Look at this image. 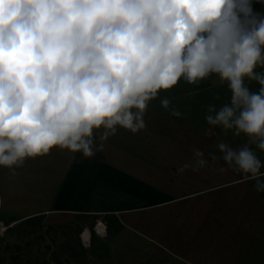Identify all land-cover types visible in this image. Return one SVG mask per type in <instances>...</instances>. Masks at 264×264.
<instances>
[{"label": "clouds", "instance_id": "9594fccd", "mask_svg": "<svg viewBox=\"0 0 264 264\" xmlns=\"http://www.w3.org/2000/svg\"><path fill=\"white\" fill-rule=\"evenodd\" d=\"M257 66L264 67V15L252 0H0V167L53 148L91 158L102 148L94 130H104L101 140L117 126L135 134L161 90L212 74L232 95L219 110L207 106V123L258 138L264 151ZM245 78L261 85L258 93ZM217 147L222 157L194 149L178 172L222 159L264 192L262 164L249 147Z\"/></svg>", "mask_w": 264, "mask_h": 264}, {"label": "rangeland", "instance_id": "374dc122", "mask_svg": "<svg viewBox=\"0 0 264 264\" xmlns=\"http://www.w3.org/2000/svg\"><path fill=\"white\" fill-rule=\"evenodd\" d=\"M252 9L264 15V0H252ZM254 71L264 72V67ZM244 82L258 93L261 85L257 81L245 78ZM231 95L228 82L212 74L197 84L181 79L172 89L161 90L148 108L185 127L192 151H203L205 158L209 153L222 157L219 142L237 150L247 146L264 172V151L257 147L258 138L236 134L235 128L210 125L205 119L209 104L219 110L230 105ZM165 98L170 101L167 108L161 104ZM173 111L181 115L174 116ZM74 155L53 148L20 167H0V264H264V192L258 193L255 181L244 179L245 174L222 159L202 168L207 192L163 208L154 224L137 232L111 222V230L102 238L92 229L84 242L78 219L26 217L50 206ZM220 167L225 170L219 171ZM223 198L225 206L218 203ZM206 214L209 221L216 217L207 232L203 230Z\"/></svg>", "mask_w": 264, "mask_h": 264}, {"label": "crops", "instance_id": "0c3cea01", "mask_svg": "<svg viewBox=\"0 0 264 264\" xmlns=\"http://www.w3.org/2000/svg\"><path fill=\"white\" fill-rule=\"evenodd\" d=\"M144 121L145 129L135 134L117 126L115 135L107 140L100 139L103 129L94 130L95 143L102 148L91 158L75 153L50 206L26 217L78 219L81 238L89 236L92 229L102 238L111 230V222L137 232L146 224H154L163 208L207 192L202 169L178 172L194 160L185 127L152 107L146 110ZM177 127L181 129L177 131ZM224 202L223 198L218 203L225 206ZM211 220L206 214L205 232L216 217Z\"/></svg>", "mask_w": 264, "mask_h": 264}, {"label": "bare ground", "instance_id": "6f19581e", "mask_svg": "<svg viewBox=\"0 0 264 264\" xmlns=\"http://www.w3.org/2000/svg\"><path fill=\"white\" fill-rule=\"evenodd\" d=\"M100 226H101V225H100ZM86 236H87L86 234L83 235V239H84V241H86Z\"/></svg>", "mask_w": 264, "mask_h": 264}]
</instances>
